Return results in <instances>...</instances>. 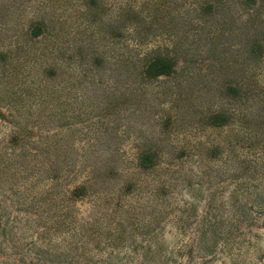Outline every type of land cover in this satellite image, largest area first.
<instances>
[{"label": "trees", "instance_id": "1", "mask_svg": "<svg viewBox=\"0 0 264 264\" xmlns=\"http://www.w3.org/2000/svg\"><path fill=\"white\" fill-rule=\"evenodd\" d=\"M40 1L0 0V91L10 112L24 95L16 78L25 69L45 78L57 69L58 28L50 0ZM98 4L81 0L89 9ZM163 11L168 22H156ZM117 12L109 28L124 49L118 66L140 79L143 98L156 101L154 132L135 137L132 157L61 154L59 144L56 163L33 172L17 155L23 183L34 181L23 187L20 208L0 202V264L262 263L263 158L237 162L227 193L210 190L198 211L199 200L186 192L220 179L206 162L223 158L233 166L236 142L186 146L178 127H237L254 136L264 128V0H122ZM104 60L98 48L91 51L92 65ZM159 79L168 82L164 89L146 92ZM22 131L13 124L7 141L18 142ZM191 160L197 167L188 172ZM39 182L48 184L30 192ZM125 195L138 204L122 201Z\"/></svg>", "mask_w": 264, "mask_h": 264}, {"label": "rangeland", "instance_id": "2", "mask_svg": "<svg viewBox=\"0 0 264 264\" xmlns=\"http://www.w3.org/2000/svg\"><path fill=\"white\" fill-rule=\"evenodd\" d=\"M120 2L122 0H100V4L89 9L81 5V0L48 1L55 16L53 23L58 28V45L54 53L56 72L51 78H45L37 68L25 69L26 72L16 78V84L24 95L19 97V101H14L11 112L6 109L8 97L0 91V149L5 151L0 156V202L3 205L20 208L18 204L23 187L25 184L31 186L34 181L30 177L31 181L23 183L25 175L17 165V155L33 172L49 167L52 162L55 164L60 150L61 154L88 149L132 157L137 150L135 137H147L154 132L158 111L154 105L156 101L143 98L142 91H137L140 79L130 72L123 76L118 66L124 49L121 41L111 34L109 23L116 20ZM144 2L136 0L137 5ZM164 19L168 22L169 17L163 11L156 22ZM95 48L105 58L99 67L90 63L91 51ZM167 83L160 79L152 80L145 84L149 90L146 92L158 94ZM13 124L23 128V137L12 144L7 139H10ZM178 128L179 140L186 146H191L195 139L222 143L232 139L233 143L236 142L235 151L231 153L235 162L233 166L230 162L225 164L223 158L206 162V168L211 169L214 175L219 174L220 179L207 176L212 181L205 183L203 190L194 186L193 190L186 192L187 198L199 200L198 211L210 190L214 189L219 196L227 193L232 186L229 174L237 162H244L243 165L247 166L257 157L264 160V128L256 136L237 127L204 130L198 125L188 130L182 125ZM68 139L70 143L66 142ZM253 143L258 146H252ZM59 144L62 146L60 150ZM121 164L125 165V162ZM196 167L195 161L191 160L184 169L189 172ZM194 180L196 182L198 178ZM119 182L120 179L113 180L110 187H118ZM47 184L39 182L30 188V192H37ZM227 184L228 187H224ZM122 201L138 204L137 198L131 195L122 196ZM259 232L264 236V228ZM166 238L173 240L168 233ZM260 264H264V259Z\"/></svg>", "mask_w": 264, "mask_h": 264}]
</instances>
